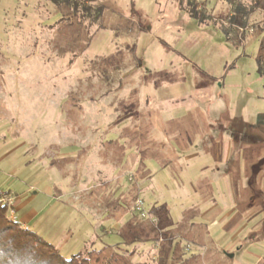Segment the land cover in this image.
<instances>
[{
  "label": "rangeland",
  "instance_id": "1",
  "mask_svg": "<svg viewBox=\"0 0 264 264\" xmlns=\"http://www.w3.org/2000/svg\"><path fill=\"white\" fill-rule=\"evenodd\" d=\"M86 2L104 6L99 21L0 0L9 216L66 257L92 251V264H169L167 218L192 217L227 237L236 258L222 264H264V6L227 37L226 0H199L208 24L176 0Z\"/></svg>",
  "mask_w": 264,
  "mask_h": 264
},
{
  "label": "trees",
  "instance_id": "2",
  "mask_svg": "<svg viewBox=\"0 0 264 264\" xmlns=\"http://www.w3.org/2000/svg\"><path fill=\"white\" fill-rule=\"evenodd\" d=\"M57 6L69 7L75 15L81 12V18H90L97 22L102 17L103 5L91 6L89 0H52ZM92 1V0H90ZM96 1V0H93ZM180 9L184 10L199 24L214 21L206 4L199 0H176ZM230 5V14L222 27L230 37L233 27L241 22L242 28L250 25L253 15L264 6V0H226ZM263 48V47H262ZM259 70L264 75V52L258 59ZM10 204L0 198V264H92V251L86 254L79 252L71 257L64 256L51 242L45 240L31 228H24L22 221L9 216ZM135 239H139L136 236ZM95 261H98L96 259Z\"/></svg>",
  "mask_w": 264,
  "mask_h": 264
},
{
  "label": "crops",
  "instance_id": "3",
  "mask_svg": "<svg viewBox=\"0 0 264 264\" xmlns=\"http://www.w3.org/2000/svg\"><path fill=\"white\" fill-rule=\"evenodd\" d=\"M81 144L83 143L79 142V145ZM83 150H84L83 148L79 147V149H77V154H80L81 151ZM216 158L218 160H221L219 156H216ZM9 197L11 198V201L14 202V197H12L10 193H9ZM15 201H17V199ZM18 219L20 220V216H18ZM167 219H168V224L171 225L170 232H174L172 236L171 235L169 236L171 240L168 239L170 241L168 250H167V259H168L169 264L170 262L171 264H179L177 263V261H179V258H181L180 262L182 260V264H186V262H189V261H194L195 263L197 262V264L198 262L199 264H202V263L203 264H222V262L224 261V258L226 257L232 258L233 260L236 258L235 256L236 254L232 251L233 249L231 247L222 246L223 239L226 236L219 237V235L217 234L216 235L209 234L204 223L195 222L192 219V217L189 219L181 218L177 222H174V220L170 219V217H168ZM124 220H125V217H124ZM22 222L23 224L31 228L28 224L27 218H23ZM127 223L128 222L126 221L124 225H127ZM181 223H183L185 227L182 232L181 231L179 232L178 225H180ZM197 227H199V229H197ZM93 239L95 240L90 242V244L91 243L92 244L91 245L89 244V247L87 249L96 248L95 241H97L98 238L93 236ZM185 240L186 242L191 243L190 251L183 250V252L181 253L180 251H178L179 243L180 241H185ZM160 241H163V238L162 239L160 238ZM160 241L159 242L157 241L156 243L157 247L161 245ZM237 241L239 242L240 240H237ZM105 247H111V245L101 246V247H98L97 249H103ZM193 248H195L194 253L192 251ZM233 264H238V263L236 262Z\"/></svg>",
  "mask_w": 264,
  "mask_h": 264
},
{
  "label": "built area",
  "instance_id": "4",
  "mask_svg": "<svg viewBox=\"0 0 264 264\" xmlns=\"http://www.w3.org/2000/svg\"><path fill=\"white\" fill-rule=\"evenodd\" d=\"M0 194H3L2 190H0ZM136 209L139 211L141 215H145V211L143 210V201L141 199L137 200Z\"/></svg>",
  "mask_w": 264,
  "mask_h": 264
}]
</instances>
